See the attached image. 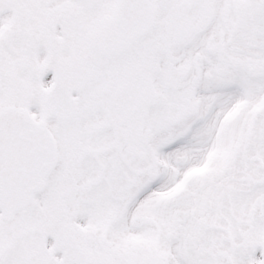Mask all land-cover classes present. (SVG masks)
<instances>
[{
    "label": "snow or ice",
    "instance_id": "1",
    "mask_svg": "<svg viewBox=\"0 0 264 264\" xmlns=\"http://www.w3.org/2000/svg\"><path fill=\"white\" fill-rule=\"evenodd\" d=\"M0 264H264V0H0Z\"/></svg>",
    "mask_w": 264,
    "mask_h": 264
}]
</instances>
